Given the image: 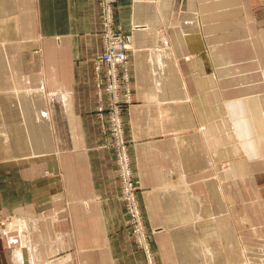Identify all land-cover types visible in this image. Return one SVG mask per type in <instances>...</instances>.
I'll list each match as a JSON object with an SVG mask.
<instances>
[{"label":"crops","instance_id":"obj_1","mask_svg":"<svg viewBox=\"0 0 264 264\" xmlns=\"http://www.w3.org/2000/svg\"><path fill=\"white\" fill-rule=\"evenodd\" d=\"M100 0H0V264H147L96 113ZM154 264H264V0H113Z\"/></svg>","mask_w":264,"mask_h":264},{"label":"built area","instance_id":"obj_2","mask_svg":"<svg viewBox=\"0 0 264 264\" xmlns=\"http://www.w3.org/2000/svg\"><path fill=\"white\" fill-rule=\"evenodd\" d=\"M99 7L103 46L93 64L96 113L102 121L103 134L112 139L111 145L115 153L120 183L119 200L124 203L130 231L143 250L147 264H154L148 232L137 200V181L133 177L131 158L124 135V109L132 102L128 63L131 33L124 32L115 23L113 0H100Z\"/></svg>","mask_w":264,"mask_h":264},{"label":"rangeland","instance_id":"obj_3","mask_svg":"<svg viewBox=\"0 0 264 264\" xmlns=\"http://www.w3.org/2000/svg\"><path fill=\"white\" fill-rule=\"evenodd\" d=\"M138 186V185H137ZM136 192H137V190H136ZM120 195V194H119ZM137 200H138V195H137Z\"/></svg>","mask_w":264,"mask_h":264}]
</instances>
